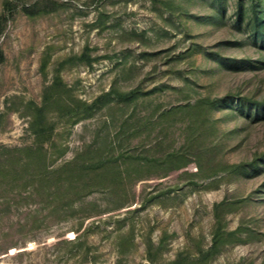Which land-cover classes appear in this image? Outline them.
Here are the masks:
<instances>
[{
  "label": "rangeland",
  "instance_id": "obj_1",
  "mask_svg": "<svg viewBox=\"0 0 264 264\" xmlns=\"http://www.w3.org/2000/svg\"><path fill=\"white\" fill-rule=\"evenodd\" d=\"M11 1L16 8L0 36V168L22 170V151L34 141L27 106L41 105L55 77L87 103L109 92L137 91V98L122 103L112 95L74 125L48 108L55 130L44 148L52 166L89 149L115 161L122 181L108 186L120 189L104 186L61 209L53 197L35 192L37 185L0 179V264H169L179 253L196 258L210 246L215 205L225 233L238 232L208 264H264V202L255 191L261 180L220 167L264 151V122L214 111L216 131L191 145L186 171L160 165L185 136L184 122H160L163 110L227 95L264 99V51L234 26V0H51L57 7L34 17L21 7L41 0ZM85 48L96 58L91 67L73 60ZM108 218L125 227L104 225L82 247L71 244L89 223ZM120 235L130 236L125 248Z\"/></svg>",
  "mask_w": 264,
  "mask_h": 264
},
{
  "label": "trees",
  "instance_id": "obj_2",
  "mask_svg": "<svg viewBox=\"0 0 264 264\" xmlns=\"http://www.w3.org/2000/svg\"><path fill=\"white\" fill-rule=\"evenodd\" d=\"M215 1L220 4L222 0ZM56 7L57 3L54 1L41 0L30 6H22L21 11L28 17H34L48 14ZM2 8L0 36L16 5L11 0H5ZM233 19L234 26L241 28L244 32L247 43L258 50L264 51V0H234ZM88 53L89 49L85 48L82 54L73 60L83 62L91 67L96 58H91ZM2 60L3 52L0 48V62ZM226 65L228 64L226 63ZM112 95L122 103L132 102L137 98V91L128 93L109 92L98 97L93 102L87 103L75 98L60 78L55 77L52 84L45 88L41 105L29 103L27 106L30 116L28 129L32 133L34 141L31 146L26 147L22 151L25 156L22 170L12 173L10 169L0 168V179L11 182L21 179L28 184L37 185L34 191L38 194L43 193L41 195L47 199L53 197V200L58 202L57 205L59 204L58 206L61 209L66 207L71 209L70 204H72V201H80L95 191L102 190L104 186L108 188L107 190L110 189L112 191L120 189L118 187H113L114 190L109 188L111 184H117L116 186H118L120 181H122V172L111 158H104L89 149H85L75 154L73 158L53 167V161L49 159L48 151L44 148V145L50 142L55 130L54 124L48 120V108L57 109L61 118H64L68 124L74 125L81 120L92 117L99 105L103 101L109 100L108 98ZM218 110H227L231 115L251 124L264 122V99L257 100L254 97L227 95L213 99L201 98L193 103L187 101L183 104L172 106L160 113V122L170 123L172 119L184 122V141L179 147H173L171 151L166 152L163 159H160V165L162 163L168 164L166 169L185 166L175 171H186L185 169L191 162V158H187L185 154L191 149L193 143H203L204 140L214 134L216 131L214 128L215 121L210 118V114ZM2 149V146H0V151ZM200 157L196 158V164L198 173L202 174L203 167ZM155 161L159 160H153L152 162ZM220 167L221 170L226 171L231 176L260 179L261 181L255 191L261 194L262 198L259 201L264 202V151L254 154L245 162L222 165ZM164 175L165 172L161 176ZM192 183L195 184V182ZM140 204L142 205L143 202H140ZM218 207V205L214 206L215 226L210 246L204 251H199L196 258L179 253L169 264H208L219 248L235 236L238 230L225 233L221 221L218 219ZM129 215L127 213L125 215L126 218ZM111 223H117L118 230L125 227L124 224L120 225L118 219L108 218L93 221L85 227L84 231L71 244L74 247H82L85 238L90 233L92 234L96 229ZM82 225L83 222H80L77 231H80ZM119 238V246L122 248L127 247L130 243V240H128L130 236L120 235ZM146 250L150 258L152 252L149 243H147ZM87 251H89L88 248L86 249Z\"/></svg>",
  "mask_w": 264,
  "mask_h": 264
}]
</instances>
